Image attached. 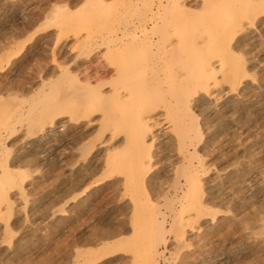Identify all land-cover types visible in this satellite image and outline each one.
<instances>
[{
	"label": "rangeland",
	"instance_id": "obj_1",
	"mask_svg": "<svg viewBox=\"0 0 264 264\" xmlns=\"http://www.w3.org/2000/svg\"><path fill=\"white\" fill-rule=\"evenodd\" d=\"M106 1L98 13L87 0H0V124L15 122L18 131L0 151V264H142L139 245L136 252L112 251L115 241L132 242L145 230V224L133 226L139 207L135 183L112 172L114 178L97 188V195L87 187L108 175L107 160L114 151L133 160L129 137L136 127L143 129L140 118L146 115L162 120L154 129L160 137L152 148L156 174L147 186L166 192L174 185L179 152L175 129L161 116L164 96L156 93L155 102L147 105L135 99L132 106L140 117L135 127L125 118L106 121L105 111L75 124L63 109L59 116L76 126L70 133L85 135L70 145L73 150L69 133L51 132L50 123L59 117L54 104L69 84L64 70L79 73L82 64L95 71L101 62L100 73L109 69L111 74L98 81V91L111 96L115 86L121 87L115 74L119 62L96 42L110 35L115 20L120 25L150 20L153 9L152 23L164 25V39L191 37L197 42L194 64L188 54L186 61L174 55L165 73L171 79L187 68L180 86L203 128L195 167L201 168L196 187L205 208L187 226L169 230L168 219L167 244L158 248V264H264V0H161L166 17L154 5L157 0ZM55 5H70L74 16L60 20L52 39L45 40L41 29ZM89 40L93 48L86 47ZM22 47L21 56L12 58ZM23 57L25 67L13 65ZM141 58L133 55L129 63L139 65ZM116 133L113 146L110 138ZM92 168L98 169L93 178H80ZM140 203L151 202L141 194ZM191 209L186 215H194ZM151 232L149 228V240Z\"/></svg>",
	"mask_w": 264,
	"mask_h": 264
},
{
	"label": "bare ground",
	"instance_id": "obj_2",
	"mask_svg": "<svg viewBox=\"0 0 264 264\" xmlns=\"http://www.w3.org/2000/svg\"><path fill=\"white\" fill-rule=\"evenodd\" d=\"M157 1V4H154L156 5L157 10L160 7L163 8L161 9L162 12L164 9H167V5L166 8H164L166 4L165 3L163 5L164 0L162 2L161 0ZM182 1L183 3L187 2V0ZM87 3L98 13L103 12L107 7L106 0H87ZM135 4L137 3L135 2ZM153 10H151V14L149 15V17H151L150 20L135 22L131 20L128 21L126 19L127 22H125V24L122 23V25H120L121 22H116L115 20V26L113 27L112 25L110 35L105 36L102 34L103 36H101V40L99 41V43L96 42L95 46L99 48L106 46L107 51H109V53L111 52L116 58V61L119 62L117 68L115 69V74L117 75V78L121 83V87L115 86L114 92H112L111 96H108L107 93L104 94L98 91L101 88L100 85H97L98 81L103 76H110L111 71L105 68L106 71L102 70L103 72L100 73L99 69L102 64L101 62L97 65L99 69L94 67L96 68L95 71H93L94 69L90 66L82 68L81 64L78 65L77 69L80 70L79 73H71L69 69H66L64 70V72H62L63 76H68L70 78L69 84L67 87L66 95L64 97H60L58 95V98L56 99L54 104V112H57L58 116H61V114H63L64 109L65 113H68L70 116L69 121H73L75 122V124H78L80 120L90 118L96 111H105L106 121L112 123L114 121L116 122L120 120L121 118H125L127 122L131 123L135 127L137 124V119L140 118L135 115L137 111L132 106L135 99L141 98L140 103L147 105L148 103L155 102V98L158 95L156 93H160L162 96H164L162 97L163 104L161 105V107L163 110V114L161 116H164L163 121L166 124L171 125L175 129L179 152V167L176 170V176L174 175L176 177L175 182H173L174 185L172 184V187H170L168 190H165L166 192H161V189H158L151 184H149L151 185V187L148 188L147 186L148 182L150 183L154 178V175L156 174V169L153 170V167L155 166L154 163H152V148L154 143L157 142L160 137L158 135H154V129L162 126V120L160 121L158 118H154L155 116L146 115L144 117L141 116L140 118V122L142 121L141 125L142 127L144 126L143 129H141V126L136 127L134 129V135L132 134V136L129 137V143L132 146V153L130 157H133V160L128 161L127 155H125L124 153L122 154L121 152L115 153L114 151L113 154L109 155L107 160L108 175L91 182L89 187H87V189H94V193H96L97 195V193H100L101 191V189L99 190L97 188L101 187L102 184L109 179L114 178L112 172L123 174L125 175V178L128 182L135 183V195L139 196L137 197L139 207L134 211V215L138 220H135L134 224H132L134 228H137L139 225L145 224V230H143V232L141 231L142 234L140 233V238L138 237L132 242L128 239V242L126 240L125 244L115 241V246L112 245L113 248L112 246L111 248L113 249L112 251H115V254H122L125 251L129 252L130 249H133V251H138V245L141 246V253L143 255L142 264H158V260L161 257V253H159L158 248L161 244L166 246V237L169 233V230L175 227L180 228L182 226L190 225L191 223L195 222V218L199 219L198 217L202 216V214L205 213V208H203V203L201 202L203 196H198L196 187L200 183L198 178L199 173H201V168L199 169L195 167V161L199 159L198 157L200 154L198 152L199 146L203 141V128L198 116L192 108V105L183 96L180 86L185 78V72H183V70H186L187 68L184 67L183 70H181L179 73H176L171 79L170 77H167L165 73L166 67L170 62V58H172V56L174 55H177L180 59L186 61L185 56L186 54H188L187 59L191 64H194L196 62L195 52L197 42L191 37L178 38L175 40L164 39L160 33L162 32L160 30H162L164 25L161 24V27L160 23H152L156 16V12ZM165 11L163 12V14H161L165 15ZM73 12L74 11L70 8V5H55L51 10L49 16L47 17L46 23L43 25L44 27L41 29V31H44L46 34L45 40L50 39L53 36L51 35V32H53L54 28H58L61 26L62 22L60 20H63V18H70L74 16ZM160 12L161 11L159 10L158 14H160ZM162 15L160 16L162 18H160L161 21L164 20V16ZM166 16L167 12L165 17ZM165 20L163 24L165 23ZM132 27H134L136 30H132ZM156 34L158 35L156 36ZM79 40L80 39H78L77 41ZM91 45L93 44L91 43V40H89L86 47H89ZM23 50L24 48L22 47V49L12 58H18L17 56H19L20 53L22 54ZM133 55L137 57L142 56L141 60H143V63H139V65H135L136 62L129 63V60L133 58ZM22 60L23 61H21L20 63H14L13 65L18 64L17 68H22L23 65L25 67V65H27L26 57ZM91 61L92 60H90L89 62L90 64ZM92 63L94 64V61H92ZM63 76L61 75V77ZM42 87L45 88L46 85L42 84ZM32 105H34V103ZM137 105L139 106V103H137ZM60 116L52 120V122L50 123V128L52 129L51 132L54 133V131H56V133L58 134L68 132L69 140H67L69 141V148L70 150H73L70 145L75 144V140L77 139V137H84L85 135L84 133H82L78 136V134L76 135L74 133H70L71 130L75 129V124L72 125L71 122H65L64 118ZM23 117L25 118V116ZM19 120H21V118ZM18 124L17 127L19 126ZM0 125V151H4L7 148V142L13 140L18 131L15 128V122L10 124L6 121ZM5 135L6 139H4ZM118 135L119 134L116 133L114 137L110 138L113 146H115V142H118L116 141ZM147 138L151 139V145H148L149 140H147ZM73 162L74 159L72 161H69V164L72 165ZM88 166L89 165L85 164V168ZM72 167L73 169H75V165H73ZM6 173H8V171ZM97 173L98 169L92 168V170H88V172L82 174L80 178L86 181L90 178H93ZM74 174L75 170L70 177L74 178ZM82 181L80 182L82 183ZM141 194L146 195L148 201L151 202L149 205L140 203ZM151 196L157 197L156 200L152 201ZM161 198L163 199L162 201ZM186 200L189 201L188 204H185ZM190 208H192L191 210L194 211V215H186L188 212H190ZM144 214H146V216H144ZM141 217L142 219H140ZM144 218H146L145 222L143 220ZM168 219L171 220L169 230L167 226V224H169ZM146 222L149 226H146ZM149 228L152 230L151 233H153V236L150 240L147 239L146 236Z\"/></svg>",
	"mask_w": 264,
	"mask_h": 264
}]
</instances>
